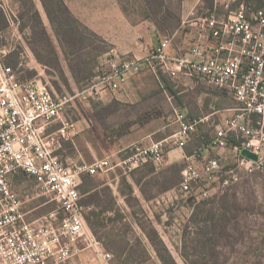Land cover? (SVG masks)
Segmentation results:
<instances>
[{
	"label": "built area",
	"instance_id": "2783aa9c",
	"mask_svg": "<svg viewBox=\"0 0 264 264\" xmlns=\"http://www.w3.org/2000/svg\"><path fill=\"white\" fill-rule=\"evenodd\" d=\"M184 22L189 46L171 52L174 36L166 35L146 56L107 58L99 66L97 81L90 90H118L130 74L146 63L156 74L166 72L173 78L180 73L205 81L233 94L237 103L233 115L216 126L212 145L226 147L236 135L241 144L239 166L253 170L264 159V6L249 0H216L213 8H203ZM224 11V12H223ZM208 40H204L206 38ZM25 58L22 56V59ZM21 60L19 65L22 66ZM41 78L24 80L18 68L6 64L0 56V264H112L113 253L89 227L82 204V177L109 171L110 158L67 165L57 154L60 137L79 133L64 111L67 95L56 96ZM179 130L174 143L184 147L202 122L189 119L175 110ZM60 127L50 132L54 124ZM248 148L259 154L257 161L242 155ZM132 164L152 161L157 169L165 166L162 142L137 147L130 155ZM256 165V166H255ZM220 160L210 158L203 167L205 186L220 169ZM25 173L35 180L38 195H46L56 207L32 216L12 187L13 178ZM202 174L189 162L182 172L180 188L192 193L194 182ZM203 196L208 195L204 189ZM92 255L83 261L84 253Z\"/></svg>",
	"mask_w": 264,
	"mask_h": 264
},
{
	"label": "rangeland",
	"instance_id": "374dc122",
	"mask_svg": "<svg viewBox=\"0 0 264 264\" xmlns=\"http://www.w3.org/2000/svg\"><path fill=\"white\" fill-rule=\"evenodd\" d=\"M17 1L0 0L10 20L9 27L0 34V56L6 64L18 68L22 79L41 78L56 96L67 95L69 101L64 111L76 124L79 133L72 139L65 140L64 145L69 148L75 143L77 148H83L88 142L81 137L86 134L83 133L85 127L82 124L86 123L88 114H92V110L97 114L102 110L119 111L122 108L118 103L105 105L98 98L96 91L90 90L97 81L99 66L104 62L102 56L110 46L97 34V36L88 34L82 48L79 42L71 48L69 62L63 55L60 62L41 35L40 26L44 24L48 28L52 46H55L56 50L59 48L54 40L57 39L55 31L42 1L33 0L40 12L39 16L27 13L23 18L21 14L27 0ZM49 2L54 18L60 21L65 19L66 15L59 13L58 2L56 0ZM121 2L126 11L134 17L145 13L158 15L162 12L174 15L181 11V0ZM203 8L206 7L203 5ZM199 12H203L202 9ZM31 27L35 29L34 32ZM26 37L31 39L26 40ZM32 48L39 51L42 54L41 59L49 65L39 61L41 64L34 67L31 63L33 57L31 53L34 54ZM22 56L25 58L22 59ZM104 58H109V55ZM21 60L24 61L22 66L19 65ZM88 68H92V75ZM105 91L112 92L109 89ZM227 93H225L227 99L221 101V106L229 103L228 99L231 96ZM166 110L169 112L166 120L171 122L174 120V109L170 107ZM113 115L99 118L104 123L106 133L103 131L98 133L96 125L90 127L92 132L88 135L93 139L89 142L102 149L118 147L121 143L133 148L129 153L126 152L127 154L120 151L118 155L125 156L136 152L137 147L143 146L142 141L130 143L128 138L105 139V134L113 137L119 128L126 129L114 126L117 117ZM212 129L205 124L201 127L200 134L198 132L191 134L185 146L186 154L193 155L190 159L167 164L160 169H157L152 161H147L145 165L133 169L135 183L137 182L140 189L153 195L156 206L152 219L142 218L140 229L131 227L93 229L105 244V248L113 253L112 264H174L173 260L176 264H264V159L253 170H248L245 165L239 166V152L231 145L226 147L212 145L211 142L216 135V129L214 128V132ZM169 130L171 127L167 129ZM234 137L237 138L236 135ZM75 152L72 150L71 153L79 155ZM214 157L220 160L221 167L214 173L213 183L206 187L203 181L206 180L203 167ZM110 158L114 160L113 157ZM189 162L194 163L200 170L202 179L193 183L192 193L186 194L181 190L180 184L182 172ZM82 178L80 189L82 194L98 183L96 179L86 175ZM12 187L22 199L27 200L28 209L34 208L32 216H38L56 207L55 202L50 201L48 196L38 195L35 180L25 173L13 178ZM122 188L130 189V186L123 182ZM204 189H208L207 196L202 195ZM127 225L125 223V226ZM159 236L169 253L163 251L161 247L160 254L157 251L155 244L160 246ZM81 259L91 262L92 255L86 252Z\"/></svg>",
	"mask_w": 264,
	"mask_h": 264
},
{
	"label": "crops",
	"instance_id": "0c3cea01",
	"mask_svg": "<svg viewBox=\"0 0 264 264\" xmlns=\"http://www.w3.org/2000/svg\"><path fill=\"white\" fill-rule=\"evenodd\" d=\"M121 1L65 0L76 18L109 44L110 49L104 53L102 61H106L107 58L104 57L108 55L113 60H119L124 56L143 58L166 35L174 36L171 49L173 53L189 46L191 38L186 34L183 22L193 13H199L203 7V0H181V11L174 15L162 12L158 15L145 13L134 17L126 11ZM223 1L219 0V2ZM54 40L60 45L56 38ZM204 40H208L207 37ZM58 52L59 60L62 62L64 54L60 46ZM31 55L33 56L31 63L34 67L39 66L41 63L36 56L32 53ZM111 91L104 90L98 98L105 105L118 103L122 108L119 111L102 110L97 114L92 110V114H88L86 123L82 124L85 127L83 133L87 135L83 134L81 137L88 143L83 148H77L75 143L66 148L64 141L72 139L73 136L60 137L56 151L67 165L82 161L91 163L99 158L113 157L114 160L110 158L113 167L109 171L86 175L98 181L82 194L81 202L85 207L86 221L92 230L124 227L140 229L142 218L152 219L156 206L153 195L140 189L132 175L133 169L145 165L146 162H142V165L132 164L130 159L132 153L125 156L118 155L120 151L129 153L133 149L130 145L121 143L122 147L111 149L93 146L89 142L93 139L88 135L92 132L90 127L96 125L98 133L102 131L106 133L104 123L99 118L114 114L113 116L118 118L114 121V126L126 129L119 128L116 132L120 135L114 132L113 137L105 134V139L128 138L130 143L142 141L143 146L158 140L157 142H162L166 151V166L193 156L186 154L187 144L179 147L174 143V135L179 130L175 110L183 111L189 119L202 120L197 131L200 134V129L205 124L211 126L214 132V128L216 129L223 118L235 113L237 103L228 90L190 78L183 73L175 78L166 72L160 71L156 74L146 63H142L138 71L132 72L120 89ZM226 92L231 96L228 99L229 103L221 106V101L227 99ZM170 107L174 109V120L168 122L166 117L169 112L166 109ZM59 127L60 124L56 123L49 128V131L54 132ZM169 127L171 130L167 131ZM231 147L234 148V145ZM72 150L79 155L71 153ZM123 182L130 186V189H123ZM157 221L159 222L158 219ZM125 223L128 225L125 226Z\"/></svg>",
	"mask_w": 264,
	"mask_h": 264
},
{
	"label": "trees",
	"instance_id": "16d2710c",
	"mask_svg": "<svg viewBox=\"0 0 264 264\" xmlns=\"http://www.w3.org/2000/svg\"><path fill=\"white\" fill-rule=\"evenodd\" d=\"M20 0H18L17 2H19ZM43 3V6L45 8V11L51 21V24L53 26V29L55 31V35L58 39V43L60 44L59 46L62 49V52L64 54V57L67 59V61L69 62V52L71 51V48L75 47L77 45V42H79V44L81 45V48L85 45L87 38H88V34H92L94 36H97L96 33L92 32L91 30H89L86 26H84L77 18L76 16H74V14L71 12V10L69 9V7L66 5L65 0H56L58 3V10L59 13H62L63 15H66L65 19L57 20L54 18L53 16V9H52V5L50 4L49 0H41ZM250 2H252L254 5H256L257 7H263L264 6V2H258L255 0H249ZM214 3L215 0H203V5L206 8H213L214 7ZM24 12L21 14L22 18L24 17L25 14H35L36 16L40 15L39 10L36 8L35 3L33 0H27V2L24 3ZM26 7V8H25ZM58 13V14H59ZM10 25V20H9V16L3 6L2 3H0V34H2ZM32 28V27H31ZM32 28V31L34 32L35 29ZM40 29L42 30V36L44 38V40L47 41L48 45L51 47L52 50H50L51 52H53L56 56H57V60H58V56H59V52L58 49L56 50L55 46H52V40L50 38V35L47 31V28L45 27L44 24H41ZM82 29V31L80 30ZM31 39V37H26V40ZM85 42V43H84ZM1 49V48H0ZM33 52L36 56V58L38 59V61H40L41 63H44L45 65H49L47 64V62H45L44 60H42L41 58V53H39V51H36L35 49H33ZM70 67V66H69ZM61 69L62 66L60 67ZM91 71V74L93 73L92 68H88ZM242 139L239 138H235L234 136L229 138V143L228 145H237V144H241L242 143ZM87 175V174H85ZM83 179V178H82ZM81 189V186H80ZM211 217H214L211 215ZM158 241L160 242V246L156 245L157 247V251L160 254V247L163 251H165L166 253H169L168 248L164 245V241H162V239L158 238ZM173 263L176 264L173 260ZM167 264V263H166Z\"/></svg>",
	"mask_w": 264,
	"mask_h": 264
},
{
	"label": "water",
	"instance_id": "95a60500",
	"mask_svg": "<svg viewBox=\"0 0 264 264\" xmlns=\"http://www.w3.org/2000/svg\"><path fill=\"white\" fill-rule=\"evenodd\" d=\"M242 155L254 161L259 159V154L248 148L242 149Z\"/></svg>",
	"mask_w": 264,
	"mask_h": 264
}]
</instances>
